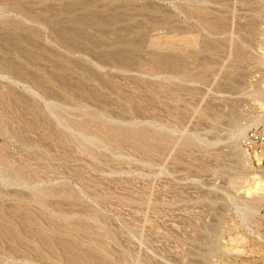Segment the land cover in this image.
I'll return each instance as SVG.
<instances>
[{"label": "rangeland", "instance_id": "obj_1", "mask_svg": "<svg viewBox=\"0 0 264 264\" xmlns=\"http://www.w3.org/2000/svg\"><path fill=\"white\" fill-rule=\"evenodd\" d=\"M262 137L264 0H0V264H264Z\"/></svg>", "mask_w": 264, "mask_h": 264}, {"label": "bare ground", "instance_id": "obj_2", "mask_svg": "<svg viewBox=\"0 0 264 264\" xmlns=\"http://www.w3.org/2000/svg\"><path fill=\"white\" fill-rule=\"evenodd\" d=\"M54 24H55V22H54ZM50 26V25H49ZM51 26H53V25H51ZM71 29V28H70ZM74 29H76V28H74ZM56 30V29H55ZM69 30V29H68ZM65 32V31H64ZM77 31H74V30H72V33H69L68 35H66V37L65 38H67V39H76V38H78V34L76 33ZM79 32H80V29H79ZM68 33V32H67ZM81 33V32H80ZM79 33V34H80ZM82 34V33H81ZM81 34L79 35L80 36V38H81ZM84 34V33H83ZM62 36H65V34L63 35L62 34ZM85 36V35H84ZM60 38H61V36H59ZM86 37H87V35H86ZM62 38H64V37H62ZM62 40V39H61ZM66 41V40H65ZM64 41V42H65ZM73 41V40H72ZM71 41V42H72ZM174 41V40H173ZM68 42V41H67ZM80 42H81V39H80ZM83 42V41H82ZM163 42V41H162ZM79 43V42H78ZM84 43V42H83ZM156 43H158V42H156ZM75 44V43H74ZM73 44V45H74ZM80 44V43H79ZM89 44V43H88ZM184 44V43H183ZM71 45V44H70ZM75 48V47H74ZM116 53V52H115ZM128 53V52H127ZM114 54V53H113ZM121 55H123L122 53H121ZM100 56V55H99ZM113 56V55H112ZM110 57V56H109ZM117 57V56H116ZM119 57V56H118ZM101 58V57H100ZM125 58V57H124ZM128 58V57H127ZM113 59V58H112ZM115 59H118V58H115ZM120 59H122V58H120ZM158 59V58H157ZM114 60V59H113ZM159 62H163V60H159ZM260 64V63H259ZM258 64V65H259ZM260 66H262V65H260ZM78 128L81 130V131H84L85 130V126L83 125V124H78ZM126 131H124V130H122V129H112V130H110L109 131V135L111 136V137H113V138H119V137H123V136H126ZM133 136H136L137 138H143V134H142V132H137V133H133L132 134ZM131 136V135H130ZM120 141V140H119ZM138 141V140H137ZM121 142V141H120ZM179 144V143H178ZM0 228H2V226L0 225ZM9 233V232H8ZM11 236H13L12 234H11ZM54 241H56V239H53ZM38 241H39V238H38ZM42 242V241H41ZM57 242V241H56ZM43 243V242H42ZM59 243L62 245V246H66L67 244H64L63 242H60L59 241ZM58 244V243H57ZM46 245V244H45ZM23 246V245H22ZM26 246V245H25ZM63 248H65V247H63ZM13 249V248H12Z\"/></svg>", "mask_w": 264, "mask_h": 264}, {"label": "built area", "instance_id": "obj_3", "mask_svg": "<svg viewBox=\"0 0 264 264\" xmlns=\"http://www.w3.org/2000/svg\"><path fill=\"white\" fill-rule=\"evenodd\" d=\"M261 145H263V148H264V137H262V139H261Z\"/></svg>", "mask_w": 264, "mask_h": 264}]
</instances>
